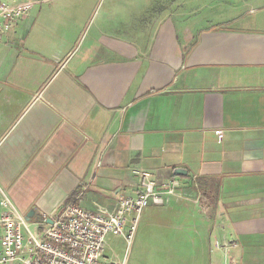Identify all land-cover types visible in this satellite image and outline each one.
I'll use <instances>...</instances> for the list:
<instances>
[{"label":"crops","instance_id":"0c3cea01","mask_svg":"<svg viewBox=\"0 0 264 264\" xmlns=\"http://www.w3.org/2000/svg\"><path fill=\"white\" fill-rule=\"evenodd\" d=\"M198 1L130 38L93 20L102 0H49L2 36L0 188L31 230L67 202L113 207L134 169L181 168L136 228L178 234L196 264H264V0Z\"/></svg>","mask_w":264,"mask_h":264},{"label":"built area","instance_id":"2783aa9c","mask_svg":"<svg viewBox=\"0 0 264 264\" xmlns=\"http://www.w3.org/2000/svg\"><path fill=\"white\" fill-rule=\"evenodd\" d=\"M47 1L0 0V39L35 3ZM222 137L217 130L218 141ZM133 173L138 178L133 191L119 194L113 207L91 211L67 202L44 215L36 231L0 188V264H125L104 256L105 236L113 233L129 242L143 209L166 205L182 185L176 175L158 182L148 171Z\"/></svg>","mask_w":264,"mask_h":264},{"label":"rangeland","instance_id":"374dc122","mask_svg":"<svg viewBox=\"0 0 264 264\" xmlns=\"http://www.w3.org/2000/svg\"><path fill=\"white\" fill-rule=\"evenodd\" d=\"M213 2L214 0H199L195 7L204 8ZM180 4L188 9L192 6L190 0H102L93 20L100 18L111 22L115 25L112 31L122 36H153L164 16L173 18L180 13L183 20H190L189 11L175 10L180 8ZM218 4L215 3V6L220 8L221 5ZM164 7L166 10H163ZM199 13L203 14L204 19L217 22L228 12L210 10ZM103 14H106L105 17ZM163 231V227L155 224L137 227L129 242L120 235L108 233L105 236L104 256L113 261H124L125 264H196L189 259L187 250L178 247L184 243L180 236L171 230ZM23 233L24 236L27 235L25 231Z\"/></svg>","mask_w":264,"mask_h":264},{"label":"water","instance_id":"95a60500","mask_svg":"<svg viewBox=\"0 0 264 264\" xmlns=\"http://www.w3.org/2000/svg\"><path fill=\"white\" fill-rule=\"evenodd\" d=\"M185 170L181 169V168H177L174 172H175V175H180L182 173H185L184 172Z\"/></svg>","mask_w":264,"mask_h":264}]
</instances>
